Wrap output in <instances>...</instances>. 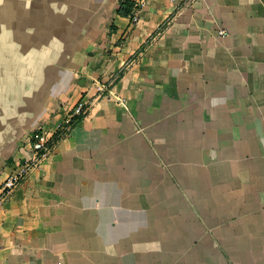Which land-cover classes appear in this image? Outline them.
<instances>
[{"label":"crops","instance_id":"1","mask_svg":"<svg viewBox=\"0 0 264 264\" xmlns=\"http://www.w3.org/2000/svg\"><path fill=\"white\" fill-rule=\"evenodd\" d=\"M140 1L0 0V185L87 107L0 204V264H264V0Z\"/></svg>","mask_w":264,"mask_h":264},{"label":"built area","instance_id":"2","mask_svg":"<svg viewBox=\"0 0 264 264\" xmlns=\"http://www.w3.org/2000/svg\"><path fill=\"white\" fill-rule=\"evenodd\" d=\"M143 5V1L135 2L133 9L128 16L132 23H136L139 20ZM222 32L223 31H220V33ZM98 89L103 91L104 86H99ZM86 109V103L82 100L78 101L62 117L57 125L58 132L56 133H59V135L62 136L65 135L76 121V118L83 115ZM54 134H49L40 128L33 132L27 159H25L15 171L8 174L0 185V204L12 195L17 185L27 177L32 169L40 166L42 161L46 159L54 143Z\"/></svg>","mask_w":264,"mask_h":264},{"label":"trees","instance_id":"3","mask_svg":"<svg viewBox=\"0 0 264 264\" xmlns=\"http://www.w3.org/2000/svg\"><path fill=\"white\" fill-rule=\"evenodd\" d=\"M134 4H135L134 0H118L116 13L118 15H122V16H129L133 7H134ZM78 117H80V116H78ZM58 136H59V133L54 134V136H53L54 141L56 140V138Z\"/></svg>","mask_w":264,"mask_h":264}]
</instances>
